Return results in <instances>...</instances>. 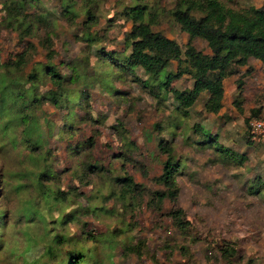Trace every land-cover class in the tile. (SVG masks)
Here are the masks:
<instances>
[{
  "label": "rangeland",
  "instance_id": "rangeland-1",
  "mask_svg": "<svg viewBox=\"0 0 264 264\" xmlns=\"http://www.w3.org/2000/svg\"><path fill=\"white\" fill-rule=\"evenodd\" d=\"M176 1L0 0V264H69L78 253L77 264H264V146L247 138L249 120L264 112V63L231 65L220 110L206 112L202 92L182 117L170 94L148 91L139 67L101 56L128 54L122 8L135 3L155 12L151 29L181 50L191 44L209 53L172 19ZM219 1L233 10L264 3ZM46 39L66 106L45 100L54 90L40 69ZM191 82L182 75L171 86ZM17 107L22 121L13 119ZM158 138L179 163L178 190L153 206L151 194L164 190L154 182L165 160ZM125 176L136 187L121 199L114 178ZM175 209L183 228L172 221Z\"/></svg>",
  "mask_w": 264,
  "mask_h": 264
},
{
  "label": "trees",
  "instance_id": "trees-1",
  "mask_svg": "<svg viewBox=\"0 0 264 264\" xmlns=\"http://www.w3.org/2000/svg\"><path fill=\"white\" fill-rule=\"evenodd\" d=\"M16 5L14 12L22 6L21 3H16ZM64 8L68 9L67 3L64 4ZM7 11L12 21L16 20L17 28L25 33L29 31L28 23L25 24L17 14L9 9ZM170 14L180 29L189 37L204 40L209 53L196 50L191 44H186L181 50L173 39L151 29V25L156 20L155 12L145 4L135 3L122 8V15L130 21V27L124 32L122 38L123 43L128 47V54L120 55L101 51V56L121 61L123 68L128 71L139 67L145 75L142 83L148 91L157 97L170 94L182 117L187 116V109L202 92L206 93L203 109L216 114L222 106V81L230 74L229 67L231 65L244 66L249 58L264 63V3L259 6L233 10L219 0H177ZM85 15L89 19L88 24L93 23L88 9L85 10ZM44 46L47 50V61L41 64L40 69L54 87V90L47 93L45 100L56 107L61 103L66 106L68 99L64 89V80L56 71L55 66L49 62L53 51L48 39L45 40ZM173 61L176 63L175 69L168 70L167 68ZM22 63L23 57L19 54L17 64ZM36 72V70L30 72L28 77L37 75ZM182 75H188L191 78L190 87L181 90L172 87V81ZM240 88L241 81L236 79V94L232 103L237 108L240 106ZM15 96L19 98L18 94ZM36 101L37 99L32 94L30 103ZM21 113L17 107L12 115L13 119L22 121ZM251 114L254 116L256 111L252 109ZM154 126L157 125L154 124ZM211 140L209 138V141ZM156 145L165 153V160L154 182L163 186L164 190L151 194L149 203L153 206H159L164 198L173 201L178 190L174 174L179 169V163L174 159L172 148L162 138H158ZM114 182L119 186L121 199H127L128 196L134 194L136 184L132 183L131 177L114 178ZM171 218L177 227H185L182 210L175 209L171 213ZM81 259L82 254L78 253L72 257L69 264H77Z\"/></svg>",
  "mask_w": 264,
  "mask_h": 264
},
{
  "label": "built area",
  "instance_id": "built-area-1",
  "mask_svg": "<svg viewBox=\"0 0 264 264\" xmlns=\"http://www.w3.org/2000/svg\"><path fill=\"white\" fill-rule=\"evenodd\" d=\"M247 138L253 144L264 146V112L249 120Z\"/></svg>",
  "mask_w": 264,
  "mask_h": 264
}]
</instances>
